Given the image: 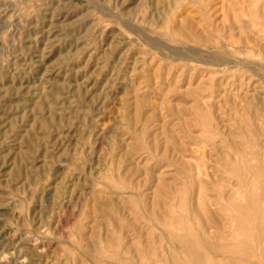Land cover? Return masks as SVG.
Segmentation results:
<instances>
[{"label": "rangeland", "instance_id": "rangeland-1", "mask_svg": "<svg viewBox=\"0 0 264 264\" xmlns=\"http://www.w3.org/2000/svg\"><path fill=\"white\" fill-rule=\"evenodd\" d=\"M0 264H264V0H0Z\"/></svg>", "mask_w": 264, "mask_h": 264}]
</instances>
